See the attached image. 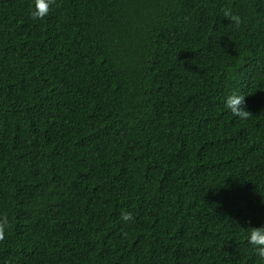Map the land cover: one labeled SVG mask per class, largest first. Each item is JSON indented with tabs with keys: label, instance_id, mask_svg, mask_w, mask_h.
Instances as JSON below:
<instances>
[{
	"label": "trees",
	"instance_id": "1",
	"mask_svg": "<svg viewBox=\"0 0 264 264\" xmlns=\"http://www.w3.org/2000/svg\"><path fill=\"white\" fill-rule=\"evenodd\" d=\"M32 6L0 0V264H264L247 242L264 226V0Z\"/></svg>",
	"mask_w": 264,
	"mask_h": 264
},
{
	"label": "clouds",
	"instance_id": "2",
	"mask_svg": "<svg viewBox=\"0 0 264 264\" xmlns=\"http://www.w3.org/2000/svg\"><path fill=\"white\" fill-rule=\"evenodd\" d=\"M56 0H33V6L30 15L33 19H43L51 10ZM224 16L231 21L234 26L239 27L242 23L239 15H234L231 9L224 10ZM225 106L229 109L233 116L241 120H248L252 117V113L246 110L245 95L238 92H232L225 99ZM120 218L122 221H132L134 217L130 212L121 211ZM7 225L6 217L0 220V240L4 239V231ZM126 235V233H125ZM247 242L252 246L255 253L264 260V226L259 228L247 229Z\"/></svg>",
	"mask_w": 264,
	"mask_h": 264
}]
</instances>
